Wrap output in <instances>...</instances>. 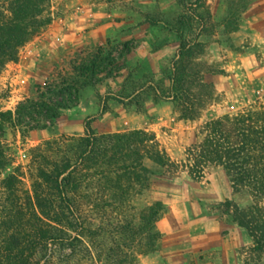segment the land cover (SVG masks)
I'll list each match as a JSON object with an SVG mask.
<instances>
[{
    "label": "trees",
    "instance_id": "1",
    "mask_svg": "<svg viewBox=\"0 0 264 264\" xmlns=\"http://www.w3.org/2000/svg\"><path fill=\"white\" fill-rule=\"evenodd\" d=\"M181 1L183 10L174 19L180 45L169 75L151 84L152 96L173 100L179 119L195 121L220 99L206 74L225 70L211 58L217 23L208 0ZM51 20V0H8L0 7V72L19 61L21 49ZM97 66L92 58L78 67L77 77L63 78L16 108L0 109V264H138L140 254L158 246L165 203L133 202L149 190L152 165L170 172L179 167L155 132L63 133L32 145L27 163L18 164L8 142L9 125L26 138L47 127L37 115L55 121L62 109L77 105L74 94L94 83ZM132 87L118 96L140 103L149 94L150 87ZM187 132L189 173L200 178L208 165L224 166L236 196L226 198L224 211L251 235L253 260L263 258L264 100Z\"/></svg>",
    "mask_w": 264,
    "mask_h": 264
},
{
    "label": "rangeland",
    "instance_id": "2",
    "mask_svg": "<svg viewBox=\"0 0 264 264\" xmlns=\"http://www.w3.org/2000/svg\"><path fill=\"white\" fill-rule=\"evenodd\" d=\"M7 3L8 0H0V7ZM208 4L217 23L211 58L218 60L225 71L206 74L220 99L210 104L201 118L179 119L173 100L156 101L152 96L151 84L169 75L180 45L174 19L183 10L181 0H71L70 3L51 0L50 23L21 49L19 61L9 63L0 72V109L16 108L26 98H37L63 78L77 77L82 73L78 67L92 58L98 60L94 83L82 86L74 94L77 105L62 109L55 121L43 114L37 115L39 122L47 127L33 129L26 138L20 129L7 127L6 136L16 152L17 164L27 163L32 145L63 133L83 134L88 128L98 133L135 128L153 131L172 158L174 155L179 167L170 172L152 165L154 175L149 190L134 196L133 202L138 205L162 200L167 208L164 217L169 211L165 196L181 195L192 218L213 213L220 222L243 228L249 240L246 235L241 236L243 240L232 239L242 244L239 253L243 263L264 264V257L253 260L248 250L253 240L247 229L224 211L226 198L236 196L223 165L210 164L203 173L223 167L225 177L219 183L229 188L230 195L222 200L210 199L208 190L201 185L169 186L163 198L157 197L152 189L163 178L186 175L196 181L203 180L204 175L194 178L186 167L193 164L188 152L191 139L187 131L214 117L245 110L264 100V0H208ZM229 18L234 21L231 26ZM134 84L150 87L149 94L146 92L148 96L146 94L140 103L118 96ZM12 170L13 167H9L6 172ZM161 170L166 175L161 176ZM233 231L239 234L237 229Z\"/></svg>",
    "mask_w": 264,
    "mask_h": 264
},
{
    "label": "crops",
    "instance_id": "3",
    "mask_svg": "<svg viewBox=\"0 0 264 264\" xmlns=\"http://www.w3.org/2000/svg\"><path fill=\"white\" fill-rule=\"evenodd\" d=\"M67 1L71 2V0ZM163 172L161 170V176L166 175ZM224 175L225 170L220 166L208 171L203 180L196 181L186 175L170 177L172 179L163 178L164 180L159 181L158 184L156 182L152 189L157 197L163 198L169 186L181 188L185 185L188 187L201 185L204 190H208L210 199L222 200L230 195L229 188L225 186L223 188L219 183ZM165 197L169 211L158 222L163 232L162 238L156 250L140 256L139 264H244L239 253L242 244L239 242L236 244L232 240L234 238L243 240L241 236L245 235L249 240L243 228L228 226L220 222L218 215L213 213H203L197 218H192L186 208L187 205H183L186 202L181 195L170 194ZM193 197L198 198V196ZM227 229L231 231L225 232ZM235 229L239 234L234 233Z\"/></svg>",
    "mask_w": 264,
    "mask_h": 264
}]
</instances>
